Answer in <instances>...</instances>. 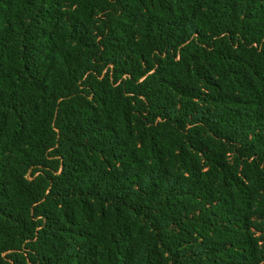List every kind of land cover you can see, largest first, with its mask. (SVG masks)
<instances>
[{"label":"trees","instance_id":"trees-1","mask_svg":"<svg viewBox=\"0 0 264 264\" xmlns=\"http://www.w3.org/2000/svg\"><path fill=\"white\" fill-rule=\"evenodd\" d=\"M0 264H264V0H0Z\"/></svg>","mask_w":264,"mask_h":264}]
</instances>
